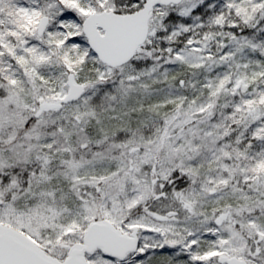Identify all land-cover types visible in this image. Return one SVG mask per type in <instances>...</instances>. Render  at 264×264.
I'll return each mask as SVG.
<instances>
[{"label":"snow or ice","instance_id":"snow-or-ice-1","mask_svg":"<svg viewBox=\"0 0 264 264\" xmlns=\"http://www.w3.org/2000/svg\"><path fill=\"white\" fill-rule=\"evenodd\" d=\"M0 264H264V0H0Z\"/></svg>","mask_w":264,"mask_h":264}]
</instances>
